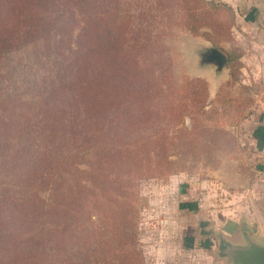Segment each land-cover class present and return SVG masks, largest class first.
I'll list each match as a JSON object with an SVG mask.
<instances>
[{"label": "trees", "instance_id": "trees-1", "mask_svg": "<svg viewBox=\"0 0 264 264\" xmlns=\"http://www.w3.org/2000/svg\"><path fill=\"white\" fill-rule=\"evenodd\" d=\"M172 1L0 0V264H144L138 183L176 171L208 99L204 79L155 71L147 37L174 15L220 49L235 16Z\"/></svg>", "mask_w": 264, "mask_h": 264}, {"label": "rangeland", "instance_id": "rangeland-1", "mask_svg": "<svg viewBox=\"0 0 264 264\" xmlns=\"http://www.w3.org/2000/svg\"><path fill=\"white\" fill-rule=\"evenodd\" d=\"M205 1L222 3L218 0ZM168 5L174 13L176 8L173 1L168 0ZM213 14L221 25L231 22L227 14H221L218 10ZM236 20L235 15L231 36L222 38L218 45L219 50L232 59V70L227 63V67L219 73H215L212 67L199 64V53L213 45L203 37L180 28L176 24V16L173 15V22L171 19L166 24L169 29L165 35L159 33L154 24V30L147 37L152 46L145 56L155 60V71L167 74L173 88L180 86L185 79H204L208 85V99L198 118L194 121L185 118V129L180 135L182 160L176 171L173 173L166 166L155 176L141 179L138 183L140 212L136 241L144 264H152L148 237L150 231L159 226L156 224L158 220L150 215L148 209L157 197L160 201L162 191L172 177L181 176L174 181L178 185L185 181L192 185L199 184L197 190L201 192L202 213L209 215L215 212L224 218L223 213L231 206L241 209V200L246 193L241 185L248 178L247 166L253 163L251 159L255 156L250 135L264 122V58H261L264 51L261 50L262 45L251 44L235 33ZM211 86L214 92L209 91ZM134 133L138 135L142 132L137 127ZM175 149L168 142L166 153L170 159H175ZM206 239L208 245L211 244L210 239ZM202 257L207 264H216L215 261L226 264L216 251H203Z\"/></svg>", "mask_w": 264, "mask_h": 264}, {"label": "crops", "instance_id": "crops-1", "mask_svg": "<svg viewBox=\"0 0 264 264\" xmlns=\"http://www.w3.org/2000/svg\"><path fill=\"white\" fill-rule=\"evenodd\" d=\"M218 1L233 9L237 19L235 33L251 44L262 45L264 51V0ZM250 137L255 156L251 159L253 163L247 166L248 178L241 185L246 191L241 209L231 206L223 213L224 218L215 212L202 213L199 184L192 185L187 181L175 184V179L181 176L172 177L164 187L160 201L158 197L153 201L148 211L158 220L159 226L152 229L148 237L152 264H207L202 257L203 251H216L228 264L222 255L225 246H243L247 238L263 243L264 122ZM206 237L211 244L208 245ZM215 262L224 264L223 261Z\"/></svg>", "mask_w": 264, "mask_h": 264}, {"label": "water", "instance_id": "water-1", "mask_svg": "<svg viewBox=\"0 0 264 264\" xmlns=\"http://www.w3.org/2000/svg\"><path fill=\"white\" fill-rule=\"evenodd\" d=\"M200 66L212 67L215 73L227 67V58L219 49L209 46L199 53ZM211 86V91L214 92ZM222 255L228 264H264V241L247 238L243 246H225Z\"/></svg>", "mask_w": 264, "mask_h": 264}]
</instances>
